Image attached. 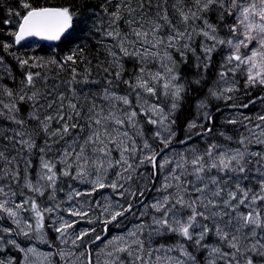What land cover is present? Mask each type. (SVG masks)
I'll return each instance as SVG.
<instances>
[{
    "label": "snow or ice",
    "instance_id": "1",
    "mask_svg": "<svg viewBox=\"0 0 264 264\" xmlns=\"http://www.w3.org/2000/svg\"><path fill=\"white\" fill-rule=\"evenodd\" d=\"M77 31L106 53L100 79L83 45L48 59L12 51ZM5 76L19 84H0V119L17 126L0 128V220L14 225L0 224V253L22 257L0 264H264V151L249 148L264 145V111L249 114L264 105L253 92L264 93V0H15L0 19ZM65 180L87 187L57 202Z\"/></svg>",
    "mask_w": 264,
    "mask_h": 264
},
{
    "label": "trees",
    "instance_id": "2",
    "mask_svg": "<svg viewBox=\"0 0 264 264\" xmlns=\"http://www.w3.org/2000/svg\"><path fill=\"white\" fill-rule=\"evenodd\" d=\"M34 2L38 5H48V6H59L62 4H66L68 3V0H34ZM103 2V0H89V3L93 4V5H98L101 4ZM15 3V0H0V19H3V16L6 14L7 12V8L9 6H12ZM97 11H99V9H96ZM14 20V19H13ZM14 27V24L13 26ZM227 29L224 30V32H226ZM224 33H222L223 35ZM3 38L5 40L8 39L6 32L2 34ZM30 44H34L35 45V51L30 52L29 50H26L27 47L30 46ZM79 45H83L86 48H91V52L87 53V57L89 60L92 61V72H96L97 73V64H99L101 62V59H104V55L106 53H104V51L101 50H97L98 46H96V41L94 39H92L91 37H86L85 33L79 32L77 31L76 33L70 34L65 36L59 43L55 44V45H43V44H39L38 42L35 41H30L28 43L23 44L22 46H20L19 48L14 47L12 49V51L21 57H37V58H43V59H48L51 57H63L65 54H67L69 51H71L72 49L77 48ZM221 57L217 56L216 59L219 60ZM6 62L9 65L15 66V60L11 57V56H7L6 58ZM85 64H80L78 70L83 74L85 71ZM36 71H39V69H35ZM55 72H53L54 74ZM70 74L66 75L65 77H69ZM211 82V81H209ZM0 84H7L9 87H13L16 88V86L19 84V77H17L16 81L14 82L12 79L8 78V77H4L3 80H0ZM28 110V106L25 105L24 106V114L26 115ZM218 122H219V117H218ZM34 124V122H33ZM16 125H11L7 120L4 119H0V128H16ZM147 127H151V126H147ZM37 143L38 144H42L43 140L41 138H37ZM38 152V150H37ZM15 156H17L16 151L14 152ZM38 155L34 156V164L36 165V167H38ZM19 164V170L21 172V179L19 181L21 187H17L16 184L15 185V189L17 191V193L21 190H25L22 188V185L24 183L23 180V176H24V161L22 159H20L19 157L17 158V161L14 162V164L12 165V168L15 169L16 164ZM36 167L29 169V173H30V177L35 180L36 178ZM150 170V169H149ZM66 182V180L64 181ZM61 187L64 189L63 191L65 192L66 187L63 182L61 184ZM63 191H58L57 196L61 197L63 194ZM2 222H4L3 220H1ZM50 231V230H48ZM54 236V234H52Z\"/></svg>",
    "mask_w": 264,
    "mask_h": 264
},
{
    "label": "rangeland",
    "instance_id": "3",
    "mask_svg": "<svg viewBox=\"0 0 264 264\" xmlns=\"http://www.w3.org/2000/svg\"><path fill=\"white\" fill-rule=\"evenodd\" d=\"M14 23H15V21L13 20V24H14ZM22 45H23V44H21L20 46H22ZM253 46H255V45H253ZM34 49H35V45H34V44H30V46L27 47L26 50H29L30 52H32V51H35ZM105 58H106V54L104 55V59H101V61L105 60ZM127 67H128V69H129V71H130V70H131V65L129 64V65H127ZM68 74H70V72H69V73H61V74H60V77L57 78L55 82H56V83H59L60 80H66L67 78H69V77H65V76L68 75ZM51 75L55 76V73H54V74L52 73ZM101 75H102V74H101ZM69 76H70V75H69ZM125 78H127V77H125ZM92 79H100V76H98L96 72H92ZM50 83H51V81H50ZM40 86H41V85L38 84V87H40ZM65 87H67V85H65ZM76 87L79 89L80 87H82V85H77ZM98 87H99L98 85H89V86H88V88H91L93 91L97 90ZM253 92H254L255 94H257V95H264V93H260L258 90H253ZM98 102H99V101H98ZM261 111H264V105L257 104L254 108H252V109L250 110V113H249V114H251V115L254 116V115H256L257 113H260ZM54 126H55V125H54ZM9 134H10V133H9ZM228 134H229V135L232 134L231 130H229ZM180 138H183V134H181V137H180ZM194 142L202 145V141H197L195 138H194ZM0 143H2V144H7V141H2V142H0ZM233 146H235V145H233ZM175 147L177 148V150H179V149L182 148L183 146H181V145H179V144H176ZM249 148H250V150H254V151H264V145H258V144H255V143L249 145ZM14 152H15V150H13V149L9 146L8 154H9L10 156H15V153H14ZM13 164H14V163H13ZM3 166H4V165H3V162H0V168H2ZM253 167H255V166H253ZM0 182L8 183V181H0ZM63 184H64L65 186H67V187H66L65 192L63 191V194H62L61 197H58V196H57V202H60V201H63V200L66 199V194H67V192H68V190H69V189H68V185H69V184H73V185H75L78 189H84V188L87 187L86 185L79 184V183H77V182H75V181H67V180H66V182H63ZM254 184H255V182L253 181V184H252V185H249V186H253ZM11 187H12V189L17 193V191H16V189H15V185H14V183L11 185ZM108 192H110V190H106L105 194H107ZM21 193H23V194H21ZM17 194H18V195L15 197V199H16V200H22V199L25 198V195L28 194V193H27V189H25V190L23 191V190H21V188H20V191H19ZM96 198L99 199L100 197L97 196ZM82 199L87 200V197L82 198ZM149 199H151V197H149ZM45 202H47L46 198H45ZM22 215L27 216L28 214H27V213H22ZM3 221H4V222H2V221L0 220V224H5V226H9V227H14V225H12L11 222L8 221L6 217L3 219ZM88 227H91V225H88L85 221H81V222L77 225V229H78V230H80V229H85V228H88ZM128 227H131V225L129 224ZM115 231H116V230L113 229V233H114ZM113 233H109V236H111ZM14 238L17 239V242L20 243L22 247L33 246V247H35V248L37 249V251L40 252V253H49V252H53V253H54V252H55L54 249L49 248L47 244L41 243L39 240H35V239H34V240H32V241H28V240L25 239L24 237H14ZM98 243H99V242H98ZM101 246H102V245H101ZM97 251H98V249H97ZM9 255H11V256H13V257H22V254H21V253H18V252L16 251V249H14V248H10V247H9V248L5 249V251H4L3 253H0V258H6V257L9 256ZM34 259L37 261V264H47V262L42 261L39 257H34ZM51 260H52V264H64V262L60 260V257H59L58 255H55V254L52 255ZM124 260H125V264H131V260H130V258H128V257L125 256V257H124Z\"/></svg>",
    "mask_w": 264,
    "mask_h": 264
},
{
    "label": "water",
    "instance_id": "4",
    "mask_svg": "<svg viewBox=\"0 0 264 264\" xmlns=\"http://www.w3.org/2000/svg\"><path fill=\"white\" fill-rule=\"evenodd\" d=\"M32 40H36V41H38L40 43H44V44H55V43H58L59 42V41H57V42H48V41H41V40H38V39H35V38H30V39H28L26 41H23L22 43L29 42V41H32Z\"/></svg>",
    "mask_w": 264,
    "mask_h": 264
}]
</instances>
